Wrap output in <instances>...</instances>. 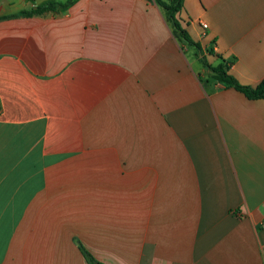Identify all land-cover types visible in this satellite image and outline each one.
<instances>
[{"label":"crops","instance_id":"crops-1","mask_svg":"<svg viewBox=\"0 0 264 264\" xmlns=\"http://www.w3.org/2000/svg\"><path fill=\"white\" fill-rule=\"evenodd\" d=\"M51 1L0 0V264H264V99L199 62L257 86L264 0H183L200 55L152 0Z\"/></svg>","mask_w":264,"mask_h":264},{"label":"trees","instance_id":"trees-1","mask_svg":"<svg viewBox=\"0 0 264 264\" xmlns=\"http://www.w3.org/2000/svg\"><path fill=\"white\" fill-rule=\"evenodd\" d=\"M75 1L77 0H66L64 3L54 1L47 2L41 6L36 7L35 9H32L29 12H24V14L30 16L33 14L63 11L71 6ZM152 1L163 11L165 20L170 25L171 32L174 38L177 41L182 42L184 45L194 49L196 54L200 55L201 48L199 44L192 41V39L181 27L175 17L182 7L183 0H168V2H162L160 0ZM199 62L204 71V78L221 84L224 88L234 89L237 92L243 94L249 100L264 99V77L255 87L244 86L239 84L231 75L228 74V62L220 60V62L216 66H211L206 62L204 57H200ZM202 80V76H200V81ZM80 250L88 264H98L82 247H80Z\"/></svg>","mask_w":264,"mask_h":264},{"label":"built area","instance_id":"built-area-1","mask_svg":"<svg viewBox=\"0 0 264 264\" xmlns=\"http://www.w3.org/2000/svg\"><path fill=\"white\" fill-rule=\"evenodd\" d=\"M200 26L203 30H205L207 28L206 24L205 23H200Z\"/></svg>","mask_w":264,"mask_h":264},{"label":"rangeland","instance_id":"rangeland-1","mask_svg":"<svg viewBox=\"0 0 264 264\" xmlns=\"http://www.w3.org/2000/svg\"><path fill=\"white\" fill-rule=\"evenodd\" d=\"M165 2H168V0H164ZM194 50V49H193Z\"/></svg>","mask_w":264,"mask_h":264}]
</instances>
